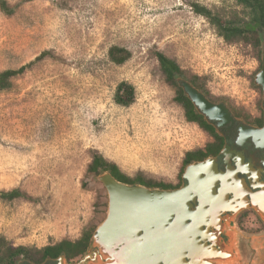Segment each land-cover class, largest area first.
I'll return each mask as SVG.
<instances>
[{"label":"rangeland","instance_id":"obj_1","mask_svg":"<svg viewBox=\"0 0 264 264\" xmlns=\"http://www.w3.org/2000/svg\"><path fill=\"white\" fill-rule=\"evenodd\" d=\"M7 2L15 10H0V71L32 62L0 90V190L26 193L0 199V235L14 245L74 240L103 220L100 171H87L95 152L130 177L176 183L185 153L211 141L174 100L156 51L198 75L203 92L231 111L254 110L262 100L254 83L260 54L225 42L190 6L199 2L228 15L241 11L236 0ZM111 45L126 47L130 57L113 63ZM122 80L135 88L128 106L113 100ZM237 264H264V252L250 254L243 242Z\"/></svg>","mask_w":264,"mask_h":264},{"label":"water","instance_id":"obj_2","mask_svg":"<svg viewBox=\"0 0 264 264\" xmlns=\"http://www.w3.org/2000/svg\"><path fill=\"white\" fill-rule=\"evenodd\" d=\"M175 81L195 111L223 134L220 127L234 121L229 106L211 100L182 75H176ZM254 83L261 87L264 108L263 40ZM246 134L255 139L264 136V126ZM226 150L227 145L220 153ZM225 162L226 171L218 170L215 157L187 163L181 173L186 183L172 189L125 183L109 170H100L97 180L107 193V212L82 256L75 263L60 254L41 263L21 258L17 264H237L241 259V232L234 216L241 208V179L238 169L228 159ZM225 210L234 214L222 217Z\"/></svg>","mask_w":264,"mask_h":264},{"label":"trees","instance_id":"obj_3","mask_svg":"<svg viewBox=\"0 0 264 264\" xmlns=\"http://www.w3.org/2000/svg\"><path fill=\"white\" fill-rule=\"evenodd\" d=\"M236 3L241 6V11H233L228 15L221 14L199 2H192L190 6L196 14L207 19L215 28L216 33L225 42L249 44L255 52L256 57L259 58L261 41H264V0H236ZM0 10L4 14H12L15 6L9 5L7 0H0ZM43 55L44 53H41L36 57V60L41 59ZM130 55L131 52L123 46L111 45L108 49V58L115 64L124 63ZM155 55L165 80L175 87L174 100L183 107L187 120L197 123L212 136L211 141L207 142L203 148L187 151L183 158V165L192 160H200L208 154L216 153L221 147L222 137L215 132L214 127L204 119L202 114L195 111L193 103L184 95L181 87L175 81L176 75H182L208 95L203 84L200 83V77L198 75L188 76L186 71L174 58L167 56L161 51H156ZM31 64L32 62L16 69L9 68L0 71V90L10 88L12 78L23 73ZM113 100L122 106H128L133 103L135 100V88L133 84L126 80L118 82L115 87ZM239 113L241 114V112ZM100 170H109L113 176L125 183L132 184L138 182L148 187H169L172 185V183L147 178L142 173L130 177L122 172L115 162L95 152L92 155L87 171L89 173H98ZM25 194L18 188L0 190V199L10 201L23 197ZM93 231L94 228L85 229L74 240L64 238L40 248L14 245L5 236L0 235V264H17L19 257L30 259L33 263H41L46 258L55 259L60 254H64L69 261H72L81 257L85 252Z\"/></svg>","mask_w":264,"mask_h":264},{"label":"flooded vegetation","instance_id":"obj_4","mask_svg":"<svg viewBox=\"0 0 264 264\" xmlns=\"http://www.w3.org/2000/svg\"><path fill=\"white\" fill-rule=\"evenodd\" d=\"M232 116L233 122L220 127L223 134L218 131L215 124H211L215 132L222 137L221 147L216 153L208 154L204 158L215 157L218 170L221 171H226V159L230 161L232 167L238 169L237 177L241 179V197L239 196L238 199L241 198V208L235 214L234 221L241 232V242L245 243L250 254H256L264 252V218L262 217V215L264 216V136L255 139L246 133L247 130L261 129L264 126V108L260 102L259 105H255L254 110L241 108V115L232 111ZM210 137L212 139V136ZM226 145V152L221 154L220 151ZM183 183H186V180L181 176L176 183H172L169 187H152L172 189ZM229 198L233 199V203H235L233 193L229 194ZM196 204L197 202L194 203V206ZM233 214L234 211L225 210L221 216H232ZM221 236L226 240L223 233ZM53 263L46 261V264Z\"/></svg>","mask_w":264,"mask_h":264}]
</instances>
